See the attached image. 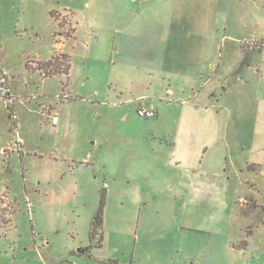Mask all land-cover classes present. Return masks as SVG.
<instances>
[{"label":"rangeland","instance_id":"1","mask_svg":"<svg viewBox=\"0 0 264 264\" xmlns=\"http://www.w3.org/2000/svg\"><path fill=\"white\" fill-rule=\"evenodd\" d=\"M167 4L0 0V68L14 76L11 91L22 100L12 108L18 119L0 105V264H46L51 254L77 250L103 188L106 230L124 249L119 264H127L136 233L151 243L160 233L167 260L183 244L198 264H264V0H176L178 23L164 18ZM124 14L135 30L173 27L169 41L175 46L182 36L183 60L230 65L242 55L250 64L245 78L229 74L207 110L181 108L174 95L152 99L154 117L139 116L138 91L109 90L119 63L113 16L119 22ZM77 23L69 83L66 74L34 70L54 54L69 56ZM146 48L137 42L134 63L156 60L142 54ZM188 85L181 86L187 96ZM16 121L23 152L8 144ZM185 205L197 209L193 230L178 226ZM142 218L158 219L161 228L143 229ZM241 239L245 248L233 245Z\"/></svg>","mask_w":264,"mask_h":264},{"label":"crops","instance_id":"2","mask_svg":"<svg viewBox=\"0 0 264 264\" xmlns=\"http://www.w3.org/2000/svg\"><path fill=\"white\" fill-rule=\"evenodd\" d=\"M166 2L169 3L167 4L169 6H167L166 11H168L169 8L172 12L165 11V17L162 16L172 20V22L178 23L180 16H178L179 12L175 10L176 0H164V3ZM127 14L128 16L131 14L133 15L131 12ZM128 16L124 14V16H121L119 22L116 20L118 18L113 16V21H115L116 26L114 28L115 36L112 38V47L119 55V63L115 66L116 61H113L115 78L110 80V85L112 87L109 88V90L113 91L115 95L121 94L123 90L132 92L138 91L136 92L138 94L136 99L139 100L138 106L152 108H154L151 103L153 98H166L170 100V96L175 95L171 100L181 103V108L192 107L195 109L207 110L209 107L213 106L212 102L214 98L217 100V90L220 87L223 91L227 89L228 81L226 77H228L229 74L236 75L237 80H243L245 78V70L250 67V64L240 59L242 55L235 61H232L230 65L224 63L214 65L211 61L183 60V51H186L187 47L182 44V36H176L175 46L169 41L173 32V27L162 26V28L157 29L154 26H146V24L144 27L140 25L136 26L137 30H135V28L131 26V22L135 19L132 18L130 20ZM77 29L78 23L75 33L73 34V39L66 48V52L70 56V69L67 76V83H69L72 71L71 50H74L75 46L79 45V34ZM137 42H143L147 45L146 50L143 51L142 54H153L152 56H154L156 60H149V64L147 63L148 65L144 63L141 64L140 62L134 63L135 60L132 58L131 52L134 50ZM86 46H88V44H86ZM239 52L242 54L241 49H239ZM0 69L5 71L3 67ZM9 77L11 89L16 90L13 83L14 76L12 75ZM186 84L190 86L191 93L190 95L188 94L189 96L185 95L187 93L183 87H181ZM223 84H226V86H223ZM223 91L220 97L223 96ZM162 93H164V97ZM145 100L149 103H146ZM0 105L6 108V105L1 101ZM22 106L23 108L26 107L27 110L31 109L29 104H22ZM17 110L18 107L14 112L16 119H18ZM11 117V114L7 113V118L10 119ZM13 125L12 129L15 131L16 138L15 140L11 139L8 144L12 147L15 146L14 149L23 152L24 146L21 138L18 136L17 121ZM9 130L11 129L9 128ZM172 144L176 146L175 141H173ZM189 188L191 187L189 186ZM179 189L182 190L183 188ZM151 205V202H149V207H152L155 216H158L159 210L156 209V205ZM196 211L197 209L194 206L185 205L184 213H182L183 218H181V223L178 225L180 229H194L192 217ZM104 212L105 215L103 217L101 229L102 241L100 245L91 243L88 237L87 241L78 247L84 249L82 252L74 248H69L64 253L51 254L46 264H119L121 259L118 253L120 250L121 253L124 254V249L119 246V244L111 243V231L108 232L106 230V225L108 223L110 224V220L107 221V219L111 212L107 208H105ZM141 221L143 229H153V231L157 232L158 228H161L160 222L156 218L150 223L149 220H144L143 218ZM145 223H147V225H145ZM139 237L140 236L136 233L131 256L125 261L127 264H198V255L194 252V248L188 245H175L174 248L171 249L172 253L170 259L167 260L163 258L158 245V241L162 239L160 233H157L155 237H151V239L156 240L155 243H151V240H145V236H142V241Z\"/></svg>","mask_w":264,"mask_h":264},{"label":"trees","instance_id":"3","mask_svg":"<svg viewBox=\"0 0 264 264\" xmlns=\"http://www.w3.org/2000/svg\"><path fill=\"white\" fill-rule=\"evenodd\" d=\"M61 58V59H60ZM28 66V64H27ZM34 70L42 71L45 73V76H53L55 73L66 74L68 76V72L70 69V58L64 53L54 54L49 60L44 62H38L37 67L33 68ZM254 164L251 165V167ZM105 204V189L103 188L101 191V197L98 209L90 222L88 237L91 243H97V245L101 244L102 234L101 227L103 223V208ZM98 236V238H96ZM242 242L244 245H239ZM247 240L241 239L237 245L234 246L245 248L247 246Z\"/></svg>","mask_w":264,"mask_h":264},{"label":"built area","instance_id":"4","mask_svg":"<svg viewBox=\"0 0 264 264\" xmlns=\"http://www.w3.org/2000/svg\"><path fill=\"white\" fill-rule=\"evenodd\" d=\"M61 59V58H60ZM34 68L37 67L38 63H34ZM40 73L44 74V72L40 71ZM10 78L8 77L7 73L3 70H0V101L3 103H6V107L9 106L10 114L13 119H16L14 111H12V108L14 107L15 101L20 100L19 98H16L11 91L10 86ZM63 97L66 98V94H63ZM137 114L144 118H152L156 115V111L152 107H143L138 106L136 108ZM58 121L57 116L54 114L51 117V122L56 123Z\"/></svg>","mask_w":264,"mask_h":264},{"label":"water","instance_id":"5","mask_svg":"<svg viewBox=\"0 0 264 264\" xmlns=\"http://www.w3.org/2000/svg\"><path fill=\"white\" fill-rule=\"evenodd\" d=\"M84 249H82V248H77V251H79V252H82Z\"/></svg>","mask_w":264,"mask_h":264}]
</instances>
